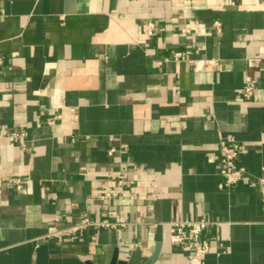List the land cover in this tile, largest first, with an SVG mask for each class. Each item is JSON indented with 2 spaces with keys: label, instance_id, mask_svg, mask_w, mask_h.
Wrapping results in <instances>:
<instances>
[{
  "label": "crops",
  "instance_id": "crops-1",
  "mask_svg": "<svg viewBox=\"0 0 264 264\" xmlns=\"http://www.w3.org/2000/svg\"><path fill=\"white\" fill-rule=\"evenodd\" d=\"M235 2L0 0V264H109L115 251L187 264L167 223L201 218L214 223L204 264H264V67L245 65L264 57V0ZM173 51L216 64L164 61ZM247 75L251 101L238 97ZM11 131L25 132L23 150ZM228 137L245 177L225 190ZM123 164L134 184L97 200ZM84 215L122 226L48 237Z\"/></svg>",
  "mask_w": 264,
  "mask_h": 264
},
{
  "label": "built area",
  "instance_id": "built-area-1",
  "mask_svg": "<svg viewBox=\"0 0 264 264\" xmlns=\"http://www.w3.org/2000/svg\"><path fill=\"white\" fill-rule=\"evenodd\" d=\"M228 5L231 7L236 6L235 0H226ZM173 7L177 8L181 5L182 0H170ZM211 27L216 33L220 32V23L214 22ZM141 34L143 42L149 41L155 33L154 23L148 21L141 25ZM196 29L190 27H184L180 30L182 34L190 35L195 32ZM203 33V30H200ZM164 61H171L173 63L179 64L182 62H189L193 65L194 69H201L205 64L215 65L214 60H199L193 61L185 56L182 51H173L170 53V57ZM1 63V62H0ZM246 69L250 70L253 67H264V57L258 58H247L245 60ZM258 82L256 79L246 76L239 92V99L243 101H251L257 90ZM68 112L73 114V109H68ZM61 115H57L58 119H61ZM52 125V122H48ZM8 136L14 139L20 148L23 150L25 148V132L23 131H11ZM219 174L221 176V183L218 185L219 189H231L237 184L241 183L245 177V170L238 166L237 161L240 155V147L238 143L231 137L219 140ZM113 149L108 151V155H112ZM128 166L123 164L117 171L112 185H104L101 188L100 193L96 196V199L101 202H107L115 199L119 196L122 189L125 186H132L133 180L129 178ZM11 183L16 191H20L22 188V183L19 178L11 179ZM257 186L264 192V177H260L257 180ZM262 203H264V196L261 198ZM214 223L208 219L201 218L196 220H179L167 223L168 226V238L169 243L186 254L187 264H204L205 256L209 252V242L207 239V229ZM118 226H122L119 223L110 222L108 220H93L88 216H82L74 224L52 231L48 237L55 238L57 240H62L70 237H84L90 229H116ZM92 241L95 238L90 237Z\"/></svg>",
  "mask_w": 264,
  "mask_h": 264
},
{
  "label": "water",
  "instance_id": "water-1",
  "mask_svg": "<svg viewBox=\"0 0 264 264\" xmlns=\"http://www.w3.org/2000/svg\"><path fill=\"white\" fill-rule=\"evenodd\" d=\"M152 262H153V259L148 264H151ZM85 264H91V263L86 262ZM109 264H126V263L123 261H119L117 259V252L115 251L111 256V260H110Z\"/></svg>",
  "mask_w": 264,
  "mask_h": 264
}]
</instances>
